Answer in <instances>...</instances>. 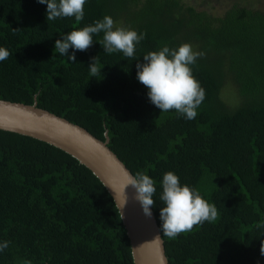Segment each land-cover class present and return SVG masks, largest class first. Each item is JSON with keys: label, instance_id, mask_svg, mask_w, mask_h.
<instances>
[{"label": "trees", "instance_id": "trees-1", "mask_svg": "<svg viewBox=\"0 0 264 264\" xmlns=\"http://www.w3.org/2000/svg\"><path fill=\"white\" fill-rule=\"evenodd\" d=\"M46 8L0 0V46L10 52L0 62V100L37 105L103 142L108 133L132 174L156 182L159 228L168 171L214 204L215 221L175 238L161 232L170 264H264V9L239 0H89L82 20L47 21ZM105 15L145 34L133 58L104 53L103 33L75 64L54 50L60 35ZM183 43L201 54L191 67L205 99L192 120L161 112L136 79L144 55ZM97 55L102 70L93 77ZM0 241L10 242L0 264H135L101 180L64 150L4 130Z\"/></svg>", "mask_w": 264, "mask_h": 264}, {"label": "clouds", "instance_id": "clouds-1", "mask_svg": "<svg viewBox=\"0 0 264 264\" xmlns=\"http://www.w3.org/2000/svg\"><path fill=\"white\" fill-rule=\"evenodd\" d=\"M36 2L47 5V21L70 17L80 21L84 17V6L89 0H36ZM100 33H103L104 53L120 52L128 58L134 57L137 46L145 38L143 32L118 25L112 16L105 15L90 25L60 35L61 38L56 40L54 50L75 64L76 52L89 49L94 43V35ZM69 49H72L71 54ZM9 55L10 52L0 46V62L5 61ZM200 55L190 43H183L175 48L165 44L158 50L144 55L143 62L136 64V79L146 87L149 102L161 112L174 110L184 119H195L197 110L205 99V90L194 76L191 67ZM88 68L93 77L101 75L99 55L90 58ZM128 185L135 189L136 200L144 215L151 218L152 208L156 203L154 196L157 193L154 179L149 175L137 173ZM160 187L162 190L159 200L163 206L159 210V219L163 235L175 238L190 231L194 225L216 220L218 215L216 206L204 199L196 187L187 183L182 184L175 172L164 173ZM9 243L0 241V253L8 248Z\"/></svg>", "mask_w": 264, "mask_h": 264}, {"label": "water", "instance_id": "water-1", "mask_svg": "<svg viewBox=\"0 0 264 264\" xmlns=\"http://www.w3.org/2000/svg\"><path fill=\"white\" fill-rule=\"evenodd\" d=\"M0 130L49 143L86 166L105 185L119 209L134 263L170 264L155 213L152 209L151 218L144 215L135 189L128 185L134 175L109 148L108 133L103 142L84 128L37 105L5 100H0Z\"/></svg>", "mask_w": 264, "mask_h": 264}, {"label": "rangeland", "instance_id": "rangeland-1", "mask_svg": "<svg viewBox=\"0 0 264 264\" xmlns=\"http://www.w3.org/2000/svg\"><path fill=\"white\" fill-rule=\"evenodd\" d=\"M203 1H205V0H186L187 3L193 4V5H196L197 3L199 5ZM219 1H220V3H222V1H224V0H214V4L216 5V3H218ZM239 1L243 5H248L250 7H256V8H259V9H264V0H256L257 2L255 0H249L248 3L244 2V0H239ZM199 8L202 9V7H199Z\"/></svg>", "mask_w": 264, "mask_h": 264}]
</instances>
